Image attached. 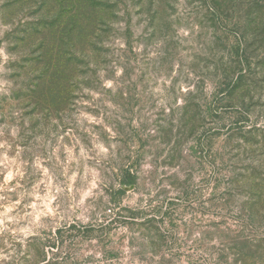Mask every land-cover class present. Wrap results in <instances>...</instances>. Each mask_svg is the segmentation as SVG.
I'll use <instances>...</instances> for the list:
<instances>
[{"label": "rangeland", "instance_id": "rangeland-1", "mask_svg": "<svg viewBox=\"0 0 264 264\" xmlns=\"http://www.w3.org/2000/svg\"><path fill=\"white\" fill-rule=\"evenodd\" d=\"M0 264H264V0H0Z\"/></svg>", "mask_w": 264, "mask_h": 264}]
</instances>
